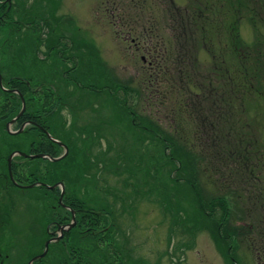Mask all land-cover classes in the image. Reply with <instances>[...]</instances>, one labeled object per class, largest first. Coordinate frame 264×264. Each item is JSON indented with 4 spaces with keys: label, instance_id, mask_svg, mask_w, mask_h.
<instances>
[{
    "label": "trees",
    "instance_id": "1",
    "mask_svg": "<svg viewBox=\"0 0 264 264\" xmlns=\"http://www.w3.org/2000/svg\"><path fill=\"white\" fill-rule=\"evenodd\" d=\"M45 1L46 3L44 0H37L34 5L32 4V10H39L35 13L40 16L42 13L44 17L48 14V18L58 24L61 19L54 13L59 7V1ZM146 1H128L126 7L133 5L137 9L148 10L151 13L150 5ZM119 5L122 7V4ZM159 5L162 19L160 21L157 18L156 20L148 19L149 26H143L142 30H134L131 25V19L138 20L141 16L126 17L118 7L117 10H113V12L118 11L117 17L120 22H127L126 24L130 27L128 35L133 37L135 42L149 43L144 48V61L150 59L148 73L144 72L146 78L136 87L131 86L130 82L124 85L120 80L111 75L110 77L104 64L97 57H94V60L91 59L90 69L86 70L82 52V47L85 48L84 43L78 42L80 45L77 46V53L75 39L71 32L55 31L50 25L52 22H47L48 30L44 27L42 31H36L34 26L28 29L27 45L21 44L19 52L25 47L29 49L33 46L35 54L36 41H40V45H44L47 49L46 55L55 53V56H58L62 51L63 69H66L65 61L71 60L72 55L77 53L76 65L80 91L78 107L90 106L92 98L103 100L100 103L101 106L110 105L114 108L119 105L127 118L125 119L128 125L126 129L132 135L128 138L135 149L137 146L135 144L140 146L135 152H133L134 149L126 154L118 153L123 164L114 167V161L105 157L111 153L112 147L109 144L103 149L102 140L106 139L107 142L108 140L107 134L101 131L102 124L79 126L75 121L69 130L65 129L66 123H64L58 139L68 146L69 154L59 161L60 163L65 161V163L61 172L59 168L57 169L60 178L54 184L57 181H59L57 183L65 184L64 201L66 202L77 195V190L83 193L86 199L88 193H93L92 187L88 184L90 185L91 179L94 178L96 187L99 189V192L95 193L98 205H101V201L111 197L115 201L113 203L115 207L118 201L123 204L130 201L135 203L141 196H145L147 193L136 185L142 180V184L148 188V194H151V191L160 192L162 204L172 215L174 211V217L178 220L175 221L176 225H181L179 222L183 219L180 218V213L185 211L182 209L178 211L179 206L176 204L178 199L174 195V188L177 191L183 187L178 186L176 182L169 185L167 183L169 178L164 176L166 161L174 162L178 165L176 169L174 168V172L178 168L180 172H190V177L182 180L191 187L186 189L193 191L201 211L208 212L204 214L206 224L212 229L210 232L226 256L227 264H242L234 243L241 236L246 237L242 235L245 227L229 223L234 217L227 197H234L238 203L239 201L244 202L246 210L240 209V217L245 218L244 220L249 219L248 222L251 223L250 215L254 216L255 223L249 226H252L256 232L264 233V214L260 213L261 206L264 208L263 188L256 186L254 193L248 192L246 198L240 186L237 185V182L245 185L249 182L257 184V180L264 181L256 175L257 172L264 170V154L256 132L255 119H250L249 107L256 99L264 101V0H188L185 9L175 6L174 0H159ZM31 14L32 12H28V19ZM40 16L37 22L43 23ZM245 22H248L255 32V39L251 44L247 43L241 34V27ZM34 23L35 21H31V24ZM161 23L166 24L169 33V36H164L162 39L160 30L164 28L162 29ZM75 38L81 40L79 37L75 36ZM57 40L60 41L58 47H53L57 44ZM87 48L90 55H93L91 47L88 45ZM201 51L209 55L210 63L199 62ZM95 77L98 84L93 80ZM59 78L61 83L67 79L60 75V71ZM69 79H71V74ZM13 84V87L19 89L26 99L23 89L24 82L14 80ZM32 87L35 88V86ZM60 89H64V86ZM14 97L17 101L9 102V95L3 98L5 121L2 126L21 111V97L18 94ZM37 97H39L38 100ZM59 97L68 105L67 100L71 97L70 94L61 92ZM42 101L43 92L41 91L27 95L28 111L18 121L17 130L27 119L41 123L38 116L44 107ZM151 107H153L152 115L156 121L152 120V116L148 118L138 115L141 108L142 115H146L148 108ZM74 120H76L75 116ZM126 122L124 121L123 124ZM161 124L166 125V130ZM28 132L34 133L35 137L31 141L28 154H46L51 147L56 146L36 127L32 126L23 133ZM0 134H3L1 128ZM147 134L151 136L148 143H146L148 137L145 136ZM5 135L16 136L7 133ZM63 136L67 141L61 139ZM79 143L82 145V159L80 163H77L75 157ZM57 148V152L53 154L54 157L62 153L63 149ZM150 148L155 151L151 152ZM15 149L19 151V148ZM12 151L14 150L8 154ZM93 152H95L94 155ZM42 161H47L50 165L60 164L59 162L51 163L48 159H36L29 163L30 167L25 172L27 161L15 163L13 171L16 182L21 185L39 183L45 174L42 172L43 169L50 173L51 178L56 177L51 174L55 172V167L44 166ZM78 167L80 168L76 170ZM109 169L115 170L121 176L127 175L124 178V185L131 189V192L125 194L120 190H113L107 183H104L106 181L100 177L101 172ZM199 172L210 176L211 183L222 193L218 191V196H204L197 185ZM79 175H81V180L77 181ZM214 175H216L215 178ZM171 181H174L173 171ZM241 187L244 191H248L246 187L242 185ZM56 193L55 202L58 204L60 190L56 189ZM256 197L258 201L253 202ZM258 202L262 204L257 208ZM208 207L212 211L214 208H219L220 216L215 219V215ZM256 209L257 214H255ZM0 212L2 219L9 224L10 219L5 217H10V209L7 208V211L3 212L0 208ZM188 224V221L184 223L186 228ZM237 230L241 233L237 234ZM99 248L96 244L93 254L80 255L75 264H114L115 259L112 255ZM254 250L258 253L260 263L264 264V245ZM95 253L96 259L93 258ZM65 257L63 261L65 264H72V261L76 260L75 257ZM118 263L121 264L122 261Z\"/></svg>",
    "mask_w": 264,
    "mask_h": 264
},
{
    "label": "rangeland",
    "instance_id": "2",
    "mask_svg": "<svg viewBox=\"0 0 264 264\" xmlns=\"http://www.w3.org/2000/svg\"><path fill=\"white\" fill-rule=\"evenodd\" d=\"M128 1L133 0H122V2H120V0H64L62 2V9L58 14L63 16L66 15L65 17L72 16L73 22L70 21L69 26L73 28L69 29L68 32H71L74 36L77 53L78 44L84 43L85 48L81 47L86 63L84 65L86 70L90 69L89 63L91 59L94 60L93 58L97 57L104 64L109 76L111 75L113 78L120 80L124 85H127V83L130 82L131 86L136 87L139 86L140 81L146 78V76H144V72H147L149 69L150 59L148 61L142 60L143 57H145L144 48L147 47L149 43L144 41L135 42L132 39L133 37L128 35L130 27L126 24L127 22H120L117 17L118 11L113 12V10H117L118 7L119 11L124 13V16L126 17L141 16L138 20L131 19V25L134 30H142L144 28L143 26H149L147 20L150 18H154L155 20L157 18L160 21L162 19V13L159 9V0L146 1V3L150 5L151 13L148 10L142 11L137 9L133 5L126 7ZM174 2L175 6L181 9H185L188 5V0H174ZM119 4H122V7ZM57 17L59 18V15ZM141 20L142 22L139 23ZM57 26L60 28V25ZM161 26L162 29L164 28V30H160L162 31V33L160 32V38L162 39L164 36H169V33L165 23H161ZM63 28L65 29L64 26ZM241 34L243 39L249 44H251L255 39V32L248 22L243 23L241 27ZM75 36L79 37L81 40H78ZM4 41L5 40L2 39L0 40V69L3 71L6 79L11 78L10 80H12L17 78H27V80H30L32 86H35V88L42 82L52 83L51 86L58 85L60 88H63V86L60 85L61 80L59 78V72H57V68L59 66L57 62H55V53L51 55L50 59L45 60L47 56L45 48H41L38 57H36L33 46L29 49L25 47L19 52L21 45L16 44L14 37L6 43H4ZM88 45L93 50V55H90L89 49L87 48ZM199 62L210 63L209 55L204 51H201L199 55ZM93 80L96 84H98L96 77L93 78ZM51 86L45 85L44 88L51 89ZM79 94L80 91H78V98L76 100H73L70 95L71 97L68 98L69 100L66 99L67 103H73L75 107L78 106ZM3 98H5V95L0 93V103H3ZM38 99L39 97H37V100ZM102 101L103 100L100 101V99L97 100L92 98L90 100V106L82 105V107H77L79 108V115H75V117L76 120H79V126H91V124L103 125L101 131L107 134L108 140V142L106 139L102 140L103 149L107 148V145L109 144L111 145L110 147H112L111 153L105 157L112 159L115 167L123 164L122 159L118 157V153L126 154L127 152H132L135 149V146L128 138L132 137V135L126 129L128 125L125 119L127 118L125 114H123V109H121L119 105L114 108L110 105L101 106L100 103H102ZM249 107L251 116L250 119H255L254 123L256 132L259 137L260 147L264 154V101L256 99ZM152 108L153 107L148 108L147 113H145L146 115H142L141 108L138 115L141 117L146 116L151 118V116L153 117ZM66 118L70 119L67 114ZM62 120L65 121V118L62 117ZM62 120L56 119L55 124L51 125L49 132L54 137L60 138L61 131L59 129L61 128L62 123H64ZM152 120L156 121V118L153 117ZM124 121L126 123L123 124ZM164 124L161 125L166 130V125ZM28 128H30V126H25L24 131ZM10 130L16 131L17 125L10 126ZM145 136L148 137L146 139V143L150 142L149 140L151 139V136L148 134ZM0 138V157H5L15 148H19L20 152L28 154L30 152L31 141H33L35 137L34 133L28 132L27 134L21 133L13 137H9L7 135L3 136V134H0ZM61 139L67 141L64 136ZM135 145H137L136 149L138 150L140 146H138V144ZM77 147L78 149L75 158L77 163H80V160L82 159V145L79 143ZM136 149L133 152H135ZM150 151L154 152L155 150L150 148ZM20 158L21 157L18 156L16 158V162L18 164L24 163L21 162L22 160ZM49 162L54 163L50 160ZM64 163L65 161L60 164L50 165L47 161H42L44 166H49L50 168L55 167L54 171L56 173L54 172L51 174L56 177L51 178L50 173L46 172L44 177L40 179L39 183H44L47 186L55 185L54 182L60 178V174H58L59 172H57V169L59 168L61 172L63 170L62 167H64ZM25 164L27 165V162H25ZM165 166L164 176L169 178L167 183L169 185H173L172 183L176 182L178 186L182 185L181 187H183L179 188L177 191H175L174 188V195L178 199L176 202L179 206H177L179 209L178 211L181 209L182 211H185L180 213V218H182L183 221L179 222L181 225H176L175 221H178L176 220L177 217H174V211L172 215L168 212V210H166V206L162 204L160 192L151 191V194H148V188L142 184L141 180V183H136V185L147 194H145V196H141L135 203L130 201L127 204H123L125 209L123 214L133 216V218L136 217L133 221L128 220L125 225L128 230L132 232L135 230L137 231L133 238H129L128 249H134L139 246V264H227L226 256H224L222 249L218 246L216 239L210 232L211 228L206 224L207 221H205L206 216L204 214H207L208 212L201 211L193 191H191V189H186L191 187L187 185L184 180H182L183 178L190 177V172H180L179 168L176 172H174L178 165H175V163L171 161H166ZM0 168L3 171V160L0 162ZM79 168L80 167L76 170ZM172 171L174 177L173 182L171 181ZM256 175L257 177L264 179V170L260 173L257 172ZM215 176L216 175H214V178ZM100 177L104 179L106 181L104 183H107L113 190L117 189L125 194L131 192V189L124 185V178L127 177L126 174L121 176L115 170L109 169L108 171L106 170L101 172ZM211 179L210 176L204 172H199V175H197V185L206 197H214L215 195L218 196L217 194L219 190L211 183ZM76 180H81V175H79ZM91 181L92 182L90 185L88 184V186L92 187L93 194H95L96 192H99V189L96 187V180L93 178ZM256 183L257 184H255V182H249L248 184H245V186L244 184L237 182V185L240 186L242 194H244L247 198L248 192L254 193L256 186H260L264 190V181L262 182L257 180ZM241 185L246 187L248 191H244ZM219 192L222 193V191ZM103 193L106 194L105 192ZM56 195L57 193L55 190H51L46 186H35L33 188L25 189L17 187L13 188L11 186L10 190L6 193L0 190V208L3 212H6L7 208L10 209V220L8 226L10 227V232L13 231L20 237L17 241L18 244H22L19 245V248L22 250L23 255L25 254L26 248L27 253L29 250H31V253H36L42 244L44 239L40 233L44 232L47 223L51 219L50 217L54 215V209H52L51 206L55 205ZM261 197L262 196H260V198ZM227 199L229 200L228 205L230 206V209H232L234 217L233 221L231 220L229 223L231 225L238 224L245 227L242 235L244 234L243 236L246 237L244 238L241 236L237 242L235 241L234 243L240 262L242 264H261L258 259V253L254 249L257 247L260 248L261 245H264V233L256 232L252 226H249L251 223H255L254 216L250 215L251 223L248 222L250 221L249 219L244 220L245 218L240 217V209L244 208V210H246L244 202L239 201L240 203H238L232 196L227 197ZM109 200L113 199L109 197ZM257 201V197L253 199V202ZM261 204L258 202L256 207L258 208ZM96 205L98 204L96 203ZM98 206L103 207V205ZM118 206H121V204L118 203L115 207L119 216L118 212L120 211V207ZM249 207H252V205H249ZM208 209L210 208L208 207ZM210 211L215 215V219L220 216L221 210L219 208H214L213 211L210 209ZM257 213L258 211L256 209L255 214ZM260 213L261 215L264 214V208L262 206L260 208ZM187 221L189 224L186 228L184 223ZM227 225L229 224L227 223ZM240 233L241 231L237 230V234ZM242 239L244 240L242 241ZM224 245L226 246L225 243ZM102 246L105 245L103 244ZM93 258H97L96 253ZM11 260H13V256H10L9 261ZM61 260V258L55 257L49 253L44 258L43 264H61ZM130 260L137 262L133 257H131L128 262H131ZM114 264L119 263L115 260Z\"/></svg>",
    "mask_w": 264,
    "mask_h": 264
},
{
    "label": "flooded vegetation",
    "instance_id": "3",
    "mask_svg": "<svg viewBox=\"0 0 264 264\" xmlns=\"http://www.w3.org/2000/svg\"><path fill=\"white\" fill-rule=\"evenodd\" d=\"M36 1L37 0H0V40L1 39L5 40L4 43H6L12 37H14L16 44L27 45L28 29L34 26L35 29H37L36 31L38 30L42 31L44 27L46 28V30H48L49 26L47 25V22L51 23L52 20L48 18L49 16L48 14H46L44 17V13H42L41 16L40 14L38 15L37 13H35V12H39V10H32V4L34 5ZM58 1H59V7L54 13V15L55 16L59 15V18L61 20L60 22H58V24L52 22L50 25L51 27H54L55 31L58 30L69 31V29L73 28L69 26L70 21L73 22L72 21L73 18L72 16L65 17L66 15L63 16L61 14H58L62 9L63 6L62 2L64 0H58ZM44 3H46L45 0ZM41 11L44 12L43 9H41ZM28 12H32L29 19L27 18ZM38 16L41 17L43 23L37 22ZM31 21H35V23L31 24ZM44 21H46V23ZM57 25H60V28ZM63 26L65 27V29L63 28ZM59 42L60 41L57 40V44L53 45V47H58ZM41 48L43 49L45 48V53L47 52L46 47L44 45H40V41H36V49H35L36 57H38ZM74 52L75 51H73V53ZM50 58H51V54H48L45 60ZM77 60H78L77 55L74 53L72 55L71 60L67 59L65 61L66 69H63L62 63L64 60L62 59V51H60L59 55L56 56L55 62H57L59 66L57 68V72L60 71V75L67 78L64 81V83L63 82L61 83V85L64 86V89H60L54 85L51 86L52 83H46V82H42L40 86H38V88L37 87L33 88L31 86V81L27 80V78H20V79L17 78L12 80H10L11 78L6 79L3 71L0 69V78H1L0 93H3L4 95H9V102H13L14 100L17 101V99H15L14 96L17 95L16 91H19V89L13 87L14 86L13 81L22 80L24 82L23 89L26 95V99L24 98L26 103V111L24 114H26L28 111L27 95H31L32 93L36 94V92H40V91L43 92L42 103L44 105L41 114H39L38 116L41 123H38L35 120L27 119L24 124H26V126L36 127L46 135L44 130L49 132L51 125L55 124V120L56 119L62 120V117H64L65 121L64 120L62 121L66 123L65 129L68 128L69 130H71L75 121L77 122V124H79L78 119L74 120V116L79 115V108H77L78 106L75 107L74 104L67 105L66 103L63 102V100H61L59 95L61 94V92H64L66 94H70L73 100H76L78 98L79 89H78V71L76 65ZM70 74H71V79H69ZM45 85L51 86V90L44 88ZM4 105L5 104L0 103L1 132L4 135L6 133L12 135L10 134L9 131L10 127L7 128L8 124L11 122L12 119L8 120L4 124V126H2V124L5 121L4 120L5 114L3 113ZM66 114L68 117H70V119L66 118ZM32 122L41 126L43 129H40L39 127L33 125ZM64 123H62V125H64ZM17 124L18 122L10 126H14ZM27 130L28 129H26V131ZM59 130L62 131V127ZM76 133L78 132L76 131ZM55 138L58 139V137ZM0 144H1V138H0ZM53 144H55L56 146L51 147L49 152H46V154L53 156V154L57 152L58 150L57 147L60 146L54 142ZM61 148L63 150L59 156L65 153V149L63 147ZM13 150L14 151L6 155L5 157H0V162H2V160L4 161L3 171L0 168V190L3 191L4 193L8 192L11 186L13 188L14 187L18 188V186H16V184L12 180L9 170V158L13 152L17 151L16 149ZM94 154L95 152H93V155ZM27 155H36V154H27ZM18 156L19 155L15 156L11 160L13 177H14L13 165L17 163L16 158ZM19 157H21L20 159H23L21 162L27 161V168L25 169V172H27V170L29 169L28 167H30L29 163L33 160H36V159L24 158L22 156ZM39 159H43V158H39ZM42 172L46 173V169H43ZM57 189L60 190L58 204H56L57 202H55V205L51 206V208L54 209V215L50 217L51 219L47 223L44 232L40 233L41 236H43L44 240L36 253H31V250H29L27 253V248H26L25 254L24 255L22 254V250L19 248V245L22 244H18L17 241L19 240L20 237L17 236L16 233L10 232L8 223L6 224V220L2 219L3 217L0 216V264H29L34 257L39 256L44 252L45 244L48 241H50V244L47 255L51 253L53 256L61 258L62 259L61 264H65L63 263L65 256H70L72 258L75 257L76 260L72 261V264H75L78 262V257L80 255L93 254L96 244H98V246L100 247L99 249H101L107 254L112 255V257L115 260L122 261L121 264H130V263L139 264L138 262L140 260L138 256L139 246L135 247L134 249H128L129 238L130 237L133 238V236H135V233L137 231L135 230L134 232H132L128 230L127 227L125 226L128 220L133 221L134 219H136V217L133 218V216H127V214L126 215L123 214L125 212V209L122 202H117V204L118 203L121 204V206H118L120 207V211L118 212L119 216H118L115 209L117 204L114 207L113 203L115 201L113 200L107 199L105 201H101V205H103V207H100L96 205V203L98 204V202H96V199H94L95 194L88 193V197H86L85 199L83 197L84 194L79 193L77 190V195H75L72 200H67L65 202L64 200H65L66 189L64 184L65 194L63 201L61 203L60 202L61 187H58ZM5 218L9 219L8 217ZM5 226H7V228H5ZM103 244L105 246H102ZM116 255H120V256L118 257ZM10 256H13V260L11 261H9ZM131 257L135 258L137 262L131 260H130L131 262H128V260L131 259ZM44 258L41 260H36L33 264H43ZM46 264H51V263H46Z\"/></svg>",
    "mask_w": 264,
    "mask_h": 264
},
{
    "label": "water",
    "instance_id": "4",
    "mask_svg": "<svg viewBox=\"0 0 264 264\" xmlns=\"http://www.w3.org/2000/svg\"><path fill=\"white\" fill-rule=\"evenodd\" d=\"M0 83H1V78H0ZM17 94H19L21 96V99H22V109L20 111V113L14 118L11 120V122L8 124L7 128L10 127V125H13L15 124L16 122H18V120L23 116V114L25 113L26 111V103H25V99L22 95V93L20 91H16ZM29 124V123H28ZM33 125L39 127L40 129H43L41 126L37 125L36 123L32 122ZM26 124H23L21 126V128L17 131H11L10 128H9V131H10V134H13V135H17L19 133H22L24 131V128H25ZM44 132L46 133V135L48 136V138L53 141L54 143L58 144L60 147H63L65 149V153L61 156H59L58 158H55L51 155H48V154H36V155H27L25 153H22V152H19V151H15L11 154L10 158H9V170H10V176L13 180V182L16 184V186H18V188H21V189H25V188H33L35 186H46L48 188H50L51 190H55L57 189L58 187H61V197H60V202L62 203L63 201V198H64V194H65V189H64V184L63 183H57L55 185H52V186H47L46 184L44 183H35V184H31V185H21L19 183H17L13 177V173H12V159L19 155V156H22L24 158H29V159H39V158H43V159H48L52 162H59L63 159H65L68 155V147L60 140L56 139L55 137H53L48 131L44 130ZM49 244H50V241L46 242L45 244V250L44 252L39 255V256H36L34 257L29 264H33L36 260H41L43 259L47 253H48V249H49Z\"/></svg>",
    "mask_w": 264,
    "mask_h": 264
},
{
    "label": "bare ground",
    "instance_id": "5",
    "mask_svg": "<svg viewBox=\"0 0 264 264\" xmlns=\"http://www.w3.org/2000/svg\"><path fill=\"white\" fill-rule=\"evenodd\" d=\"M23 133V132H22ZM19 134H21V133H19ZM19 134H17V135H19Z\"/></svg>",
    "mask_w": 264,
    "mask_h": 264
}]
</instances>
